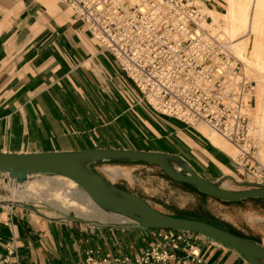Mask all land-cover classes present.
<instances>
[{"label":"crops","instance_id":"obj_1","mask_svg":"<svg viewBox=\"0 0 264 264\" xmlns=\"http://www.w3.org/2000/svg\"><path fill=\"white\" fill-rule=\"evenodd\" d=\"M202 1L207 9L223 11L222 0ZM92 149L190 158L195 171L212 182L247 174L249 167L213 145L199 127L155 113L59 0H0V152ZM22 208L0 201V264L8 242L16 248L18 264H79L89 251L134 261L159 241L158 230L134 223L53 219ZM195 244L200 264H249L215 241L198 239ZM184 257L183 251L176 252L177 259Z\"/></svg>","mask_w":264,"mask_h":264},{"label":"built area","instance_id":"obj_2","mask_svg":"<svg viewBox=\"0 0 264 264\" xmlns=\"http://www.w3.org/2000/svg\"><path fill=\"white\" fill-rule=\"evenodd\" d=\"M82 23L102 52L112 56L143 101L158 115L187 127L207 126L238 148L248 174L264 185V158L250 136L254 82L232 54L200 0H59ZM1 234V227H0ZM159 241L134 261L101 258L93 251L79 264L201 263L202 236L158 230ZM1 264H18L12 242ZM183 251V259L176 252Z\"/></svg>","mask_w":264,"mask_h":264},{"label":"water","instance_id":"obj_3","mask_svg":"<svg viewBox=\"0 0 264 264\" xmlns=\"http://www.w3.org/2000/svg\"><path fill=\"white\" fill-rule=\"evenodd\" d=\"M104 163H134L153 166L178 184L187 185L199 194L224 204L264 200V185L238 182L224 176L216 182L201 177L192 166L177 155L136 150L92 149L81 152L11 154L0 152V175L5 182L24 185L37 176L53 175L75 182L104 213L119 216L146 230L192 233L225 245L239 253L249 264H264V245L196 219L161 213L148 202L97 173L93 166ZM231 181L244 191L224 187Z\"/></svg>","mask_w":264,"mask_h":264},{"label":"rangeland","instance_id":"obj_4","mask_svg":"<svg viewBox=\"0 0 264 264\" xmlns=\"http://www.w3.org/2000/svg\"><path fill=\"white\" fill-rule=\"evenodd\" d=\"M200 1L204 4L202 0ZM221 3L223 5V2ZM222 9L223 11L221 13L224 12V8ZM250 49L251 48H249V50ZM245 75L247 76L246 73ZM252 81L254 82V90L251 94L250 111H248L249 117L250 112L256 106L254 95L256 93L257 82L255 80ZM253 145L255 147L254 156L257 158L261 154L263 155L261 159L264 158V139L260 146H256L254 141ZM232 146L237 149V154L231 157L236 159L239 155V151L235 145ZM156 148L160 147L157 146ZM185 161H187L194 170L198 169L190 158L189 161ZM106 167L121 168L123 169V174L112 180L106 172ZM246 168L248 170V166H246ZM93 169L106 180L114 183L121 189L145 199L152 208L161 213L180 218L196 219L212 225L218 224L220 226H218L219 228L232 231L244 238H257L264 242V200L246 201L238 204H224L199 194L196 190L187 185L178 184L169 180L160 169L153 166L134 163H104L93 166ZM229 176H232L238 182L254 183V179L248 174V171L247 174L242 172L239 176H236L235 173ZM35 178H40L46 182H50V184L60 182L55 180L53 175L38 176L34 177L32 180H35ZM2 181H6L5 176L0 175V201H2V204L10 203L16 208H29L32 210L33 214L35 211H39V215L54 217L53 219L65 217L68 220L78 222H82L86 219L92 220L98 225L113 223L103 222L99 219L80 218L75 216L73 212L67 215L52 205V201H49V199L26 201L16 197L15 200H13V198H11V193L3 187ZM224 187L230 191L247 190L246 188L236 186L231 181H226ZM79 191L83 192L81 189H79ZM57 204L61 205L59 202ZM91 213L94 214V211H91Z\"/></svg>","mask_w":264,"mask_h":264},{"label":"bare ground","instance_id":"obj_5","mask_svg":"<svg viewBox=\"0 0 264 264\" xmlns=\"http://www.w3.org/2000/svg\"><path fill=\"white\" fill-rule=\"evenodd\" d=\"M222 2L223 13L207 9L206 14L220 28V33L228 42L235 58L244 64L247 76L257 82L254 95L256 106L250 112V136L256 146H260L264 139V0H222ZM199 130L213 145L228 155L237 154L234 146L207 126L201 125ZM258 157L261 159L263 155L260 154ZM122 170L118 167H106V172L112 180L121 176ZM54 179L60 182L50 184L35 178L22 186L11 181H2V185L11 193L13 200L16 197L26 201L49 199L52 205L67 215L73 212L80 218L99 219L103 222H128L124 218L101 211L75 182L60 176H54ZM58 202L61 205H58ZM91 211H94V214Z\"/></svg>","mask_w":264,"mask_h":264},{"label":"trees","instance_id":"obj_6","mask_svg":"<svg viewBox=\"0 0 264 264\" xmlns=\"http://www.w3.org/2000/svg\"><path fill=\"white\" fill-rule=\"evenodd\" d=\"M213 225H215V226H219L218 224H213ZM220 227V226H219ZM224 229V228H223ZM226 230V229H225ZM226 231H228V232H231V233H233V234H235V235H238V234H236V233H234V232H232V231H229V230H226ZM238 236H241V235H238ZM242 237V236H241Z\"/></svg>","mask_w":264,"mask_h":264}]
</instances>
